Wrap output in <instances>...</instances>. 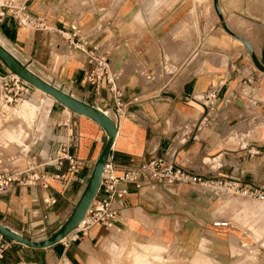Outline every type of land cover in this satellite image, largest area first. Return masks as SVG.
<instances>
[{
    "label": "crops",
    "instance_id": "obj_1",
    "mask_svg": "<svg viewBox=\"0 0 264 264\" xmlns=\"http://www.w3.org/2000/svg\"><path fill=\"white\" fill-rule=\"evenodd\" d=\"M15 1L25 3L28 13L44 19L53 31L20 28L6 18L0 24V41L33 73L107 113L117 129L109 155L117 176L144 162L166 158L174 160L176 168L203 179H227L264 188V150L244 147L248 131H238L240 125H250L256 110L264 106V0L208 1L213 8L217 6L219 22L207 32L195 13L188 17L196 7L186 0ZM233 9L241 12L237 17L242 24L251 22L255 27L257 52L233 48L227 35L237 34L226 25ZM245 10L262 11L261 18H243ZM72 24L91 33L89 47L97 46L108 55L123 92L121 113L115 112L105 84L98 91L87 84L88 66L81 53L56 32H66ZM96 24H102L99 33ZM203 45L209 50L202 51ZM8 72L0 62V74ZM244 81L260 82L262 100L257 99L255 107L250 108L245 98L237 107L219 103V110H225L220 113L207 110V103L200 99L211 87L229 96L244 89L240 87ZM36 109L35 104L24 102L12 118L0 122V144L15 141L23 145ZM64 122L58 125L57 136L50 139L45 153L53 156L58 144L71 137L70 152L77 160V171L68 172L67 165L57 172L48 167L46 174L63 179L48 181L45 190L12 189L0 195V223L27 239L40 241L44 239L40 234L67 219L106 140L104 132L85 117L69 112ZM49 198L56 203L46 205ZM236 202L233 198L222 200L216 190L187 184L129 187L128 194L113 204L119 219L112 230L94 226L67 247L58 243L31 250L14 244L0 264H8L9 253H14L11 264H106L110 240L118 236L132 239L140 244L131 245L132 249L144 252L172 250L185 256L206 243L205 248L217 254L222 245H231L234 236L248 228L242 219L238 223L242 212L232 209ZM215 223L226 226L215 227ZM174 242L177 245H169ZM136 253L133 255H143Z\"/></svg>",
    "mask_w": 264,
    "mask_h": 264
},
{
    "label": "built area",
    "instance_id": "obj_2",
    "mask_svg": "<svg viewBox=\"0 0 264 264\" xmlns=\"http://www.w3.org/2000/svg\"><path fill=\"white\" fill-rule=\"evenodd\" d=\"M6 18L14 20L20 28L44 32L53 31L44 19L30 15L25 3L15 0H0V24ZM94 29L99 33L102 29V24H96ZM56 32L69 47L81 53L88 66L87 84L93 87L95 91H98L105 84L108 93L111 95L115 112L121 113L124 109L121 102L123 92L116 83L118 76L110 68L108 55L102 53L97 46L89 47L91 33L82 31L77 24L70 25L66 32ZM247 83V87H249L247 97H249V94H253L258 89V85L251 81H247ZM33 90L35 89L10 72L5 75L0 74V116L4 119L7 118L11 110L24 102L32 94ZM218 94L219 89L211 87L200 97L201 100L207 103L205 105L207 110L214 111L218 102ZM230 100V98L224 99L223 105L228 106ZM251 101L253 105L257 104L254 98ZM72 143L73 139L68 137L66 141L58 144L53 156H47L43 161L39 159L41 162L37 165H30L24 169L14 171H0V195L12 189L39 188L45 190L49 186L48 181L63 179V176L54 173L46 174L48 167H52L57 172L64 165H67L68 172L77 171V160L70 152ZM36 158H33V160ZM116 170L115 164L108 157L103 168V177L97 195L82 222L73 230V234L60 242L64 246L67 247L69 243L76 241L80 235H85L94 226H100L107 231L112 230L114 222L119 219V213L113 208V204L128 194L129 187L139 189L141 187L155 188L161 185L187 184L198 189L217 190L227 196L264 203V188H250L237 181L227 179H203L176 168L174 160L166 158L144 162L139 167L128 169L119 176L116 175ZM44 202L48 206L56 203L52 198ZM214 226L225 227L226 224L216 223ZM13 246L14 243L12 241L0 235V263ZM171 253L179 254V252L169 250L168 252H162L161 255L165 258V261H168ZM15 264L35 263L20 261Z\"/></svg>",
    "mask_w": 264,
    "mask_h": 264
},
{
    "label": "rangeland",
    "instance_id": "obj_3",
    "mask_svg": "<svg viewBox=\"0 0 264 264\" xmlns=\"http://www.w3.org/2000/svg\"><path fill=\"white\" fill-rule=\"evenodd\" d=\"M190 6H195V11L190 10L188 17H193L194 13L198 20L202 24V29L207 32L209 28L214 24L218 23V15L216 14L213 5L208 1L210 0H186ZM194 4V5H193ZM230 18L235 20L236 23H240L242 25V29H239L237 26L232 25L230 22V18L226 21V25L230 30L235 32L239 37L248 38L254 51L257 52V33L255 32V27L251 22L244 23L240 22L237 13L241 14L238 10L230 11ZM256 14V15H255ZM262 14V11L258 10H245L243 11V18H251L255 19L257 16V20H259V15ZM257 31V30H256ZM219 33L223 31L218 29ZM224 33V32H223ZM227 35V34H226ZM233 41V48H240L237 43H235V38L233 36H229ZM224 43H222L223 45ZM243 48V47H242ZM244 49V48H243ZM209 50L208 46L203 45L202 51ZM245 50V49H244ZM261 81V80H260ZM247 81L241 83L240 87L244 89H239L237 92L229 96H224L221 93V89L219 88L218 94V102L214 108L215 112L224 113L225 110H219V103H223L224 99L230 98V103L227 108L230 106L237 107L241 104L242 100L245 99L248 101V106L250 108L257 106L253 105L251 99L260 101L262 98L260 97V86L253 93L249 94L247 97L248 90H246ZM260 85V82H258ZM218 89V88H217ZM247 93V94H246ZM24 102L33 103L37 107L35 114L31 116L32 118V126H31V136L30 141L26 146L22 144H18L13 141L8 144H0V171H14L18 169H24L30 165H37L39 159L43 161L48 155L45 153V149L51 145L49 142L51 138L57 136V132L60 129L58 125L65 123V117L69 112L65 111V109L57 104L53 99H50L43 94L33 90L32 94L27 97ZM20 103L17 107L11 110L7 118H2L0 116V122H4V120L8 118H12L14 116V111H18L21 105L24 103ZM239 108V107H238ZM257 108V107H256ZM240 111V109H239ZM241 112V111H240ZM256 118L250 125H240L238 131L243 130L247 132L246 138L244 140V147L249 145V148H253L256 146L258 151L264 150V106L259 110H256ZM11 115V116H10ZM254 131V132H253ZM263 131V133H262ZM1 133V132H0ZM28 133V132H27ZM255 135V136H254ZM29 136L26 135L24 141ZM249 140V144H246V141ZM14 144L18 145V147H13ZM3 146V147H2ZM27 147V148H26ZM18 150H17V149ZM24 148V149H23ZM3 151V152H2ZM7 151V152H6ZM10 154H9V153ZM17 152V153H16ZM3 153V155H2ZM8 153V154H6ZM39 156V157H38ZM6 157V158H5ZM8 157L10 159H8ZM38 157V158H36ZM33 158H36L33 160ZM2 159V160H1ZM10 161V162H9ZM217 191V190H216ZM222 197V200H226L228 198H233L237 200L236 204H233V208L236 211L242 212L241 216H239L238 223H240L241 219L243 220V224L247 226V230L242 235L243 237L241 243H239V236H234L235 238L231 245H222L221 250L216 254L213 250H208L205 248V244L202 245L200 250H192L187 252V255L183 256L179 254H170L169 260L165 261V258L162 257V252L166 251H150L149 249H145L144 251L132 249L131 245H140L135 243L132 239L124 236L114 237L113 240H110L109 245V256L107 257L106 264H140L142 262L144 264H264V203H260L258 201H252L247 199H236V197L224 195V193L219 192ZM242 217V218H240ZM65 219L61 220L54 227H52L49 231H45V233L40 234V239L47 238L55 233L61 225L64 223ZM216 224V223H215ZM217 239H221L218 238ZM169 245H177L175 242L170 243ZM150 251V252H149ZM138 252V253H136ZM152 252L155 254L150 255ZM133 253L143 254L141 256H135ZM221 253V254H220ZM8 264L14 262V253L8 254ZM6 264V262L4 263Z\"/></svg>",
    "mask_w": 264,
    "mask_h": 264
},
{
    "label": "water",
    "instance_id": "obj_4",
    "mask_svg": "<svg viewBox=\"0 0 264 264\" xmlns=\"http://www.w3.org/2000/svg\"><path fill=\"white\" fill-rule=\"evenodd\" d=\"M214 8L217 10L216 5H214ZM233 37L240 41L246 47L249 53L252 52L246 41L237 35H233ZM0 62L10 73L18 77L21 81L25 82L33 89L49 96L57 104L67 109L70 113L85 117L94 122L104 132L106 137L105 143L93 163L88 180L71 213L55 233L40 241H35L27 239L26 237L0 223V235L4 238L27 249L42 250L60 243L82 222L99 190L103 177V168L110 155L112 145L116 138L117 129L116 125L107 115V113L74 98L63 89L45 81L33 73L25 64L17 59L15 55L1 41Z\"/></svg>",
    "mask_w": 264,
    "mask_h": 264
},
{
    "label": "bare ground",
    "instance_id": "obj_5",
    "mask_svg": "<svg viewBox=\"0 0 264 264\" xmlns=\"http://www.w3.org/2000/svg\"><path fill=\"white\" fill-rule=\"evenodd\" d=\"M230 22H231L232 25H235V26H237V27L239 26L238 28H239V29H242V27H240V26H242V25H241L240 23H236L234 19H233V20L231 19ZM240 38H242L244 41H246V43L249 45V47L251 48V50L254 51V48L252 47V45H251L250 41L248 40V38H244V37H240ZM235 41H236L235 43H237L239 46L243 47V48L245 49V51H247L246 47H245L240 41H238V40H236V39H235ZM247 52H248V51H247ZM36 91H38V90H36ZM38 92L41 93V94H43V95H45L44 93H42V92H40V91H38ZM46 96H47V95H46ZM47 97H49V96H47ZM49 98H50V97H49ZM64 109H65V108H64ZM66 111H68V110L66 109ZM10 116H11V115H10ZM15 117H16V116H15ZM15 119H16V118H15ZM12 120H13V119H12ZM16 120H17L16 122H18V121H22V120H20V119H19V120L16 119ZM7 121H8V120H7ZM13 121H14V120H13ZM3 123H4V122H3ZM9 123H10V121H9ZM20 123H21V122H20ZM22 123L24 124V122H22ZM11 124H13V122H12ZM11 124H10V127L12 126ZM14 124H15V123H14ZM14 124H13V125H14ZM18 124H19V123H18ZM20 125H21V124H20ZM3 126H5V125L3 124ZM16 126H18V125L15 124V127H16ZM24 126H25V127H24ZM24 126H23L24 129L27 128V126H26L25 124H24ZM1 127H2V126H1ZM21 127H22V125L20 126V128H21ZM23 127H22V128H23ZM2 128H3V127H2ZM2 128H1V131H2V130H5V129H2ZM7 128H8V126H7ZM12 128L14 129V127H12ZM27 129H28V128H27ZM9 130H11V129H9ZM14 130H15V129H14ZM18 130H19V129H18ZM18 130H16V131L18 132ZM20 131H21V130H20ZM22 131H23V130H22ZM25 131H26V130H25ZM25 131H24V133H25ZM27 131H28V130H27ZM27 131H26V133H27ZM8 132H9V131H8ZM20 133H21V132H20ZM20 133H19V134H20ZM21 134H22V133H21ZM27 134H28V133H27ZM22 135H24V134H22ZM28 135H29V137L25 140V142H24V144H23L24 146H26V144H28L29 141H30L31 133H29ZM22 137H23V136H22ZM2 147H3V146H2ZM13 147H18V145L14 144ZM26 148H27V147H26ZM16 149H17V148H16ZM23 149H24V148H23ZM17 150H18V149H17ZM2 152H3V151H2ZM6 152H7V151H6ZM8 153H9V152H8ZM8 153H6V154H8ZM16 153H17V152H16ZM9 154H10V153H9ZM2 155H3V153H2ZM5 158H6V157H5ZM8 159H10V158L8 157ZM1 160H2V159H1ZM9 162H10V161H9Z\"/></svg>",
    "mask_w": 264,
    "mask_h": 264
}]
</instances>
